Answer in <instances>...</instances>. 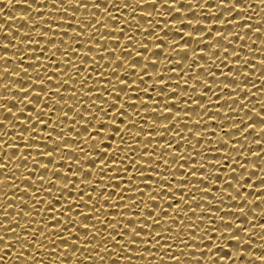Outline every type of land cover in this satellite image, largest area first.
<instances>
[{"label":"snow or ice","instance_id":"snow-or-ice-1","mask_svg":"<svg viewBox=\"0 0 264 264\" xmlns=\"http://www.w3.org/2000/svg\"><path fill=\"white\" fill-rule=\"evenodd\" d=\"M9 4L0 264H264V0Z\"/></svg>","mask_w":264,"mask_h":264},{"label":"bare ground","instance_id":"bare-ground-1","mask_svg":"<svg viewBox=\"0 0 264 264\" xmlns=\"http://www.w3.org/2000/svg\"><path fill=\"white\" fill-rule=\"evenodd\" d=\"M4 2L7 3V0H4ZM215 5H216V0H209V6L210 7L215 8ZM0 7H3V5H0ZM33 7H40V5H34ZM253 8H255L254 12L242 13V14L241 13H235L234 15L238 16V15H249V14H251L254 19L257 18V14L258 13L260 15L264 16V12L260 13L259 9L256 8L255 5H253ZM30 11H31V9L27 8V6H25V5L9 4L8 7L4 8L2 11H0V22H2V20H9V19H12V18H16V19H12V22L6 24V28H10L12 26L14 28L18 27L21 24L25 23L24 21H19V18L25 17V15H26L25 13L26 12H30ZM203 11H205V14H206V10H203ZM41 14L42 13H34L33 15L34 16H38V15H41ZM230 19H231V17H230ZM5 30H7V29H5ZM21 31L23 32L25 30H21ZM162 35H163V33H161V36ZM171 35H172V33H169V37H167L166 39L170 40L171 39ZM151 39L152 38L149 37V40H151ZM252 46H253V48L256 47V45H252ZM185 47H188V46H185ZM89 55H91V54H89ZM85 67L87 68V65ZM161 67H162V65H161ZM205 67H207V66L205 65ZM121 71H123V70H121ZM225 71H227V70L225 69ZM253 91H255V89H253ZM53 99H55V97ZM129 111H131V110H129ZM221 111H223V109H221ZM192 119L195 120V117H193ZM81 123H83V122H81ZM121 127H123V126L121 125ZM9 135H11V133H9ZM260 138H264V134H261ZM213 139H215V138H213ZM113 147H115V143H113ZM57 183H59V181H57ZM9 195H11V193H9ZM113 199H115V198H113ZM252 207L255 208L257 211L260 210V206L258 204L257 205H253ZM262 207H264V205H262ZM172 211H174V210H172V209L169 210L170 214H171ZM262 222H264V221H262ZM173 227L175 228V226H173ZM259 235H261V233L257 232L256 236H259ZM220 242H222V241H220ZM253 243L254 244H260V243H264V241H260L259 239H255L254 238L253 239ZM208 245H210V242H206V244L202 245L201 247L208 246ZM245 248H247V246H245ZM225 250H230V249L226 248ZM248 250L252 251L256 255H264V249L251 248V249H248ZM152 251H156V250L153 249ZM25 254L27 255L28 253H25ZM221 254L223 255L224 253H221ZM173 255H179V253H175L174 252ZM188 255L189 256H191V255H199V253H190L189 252ZM149 259H151V258H149ZM165 259H167V258H165ZM57 264H60V262L57 261ZM121 264H126V262L121 261ZM134 264H145V262L144 261H135ZM153 264H158V260L154 261ZM185 264H190V262H188L186 258H185ZM205 264H207V261L205 262ZM221 264H229V261H227L226 259L222 260ZM230 264H247V262L242 259L240 261H235V262H231L230 261ZM251 264H260V262L253 260V261H251Z\"/></svg>","mask_w":264,"mask_h":264}]
</instances>
